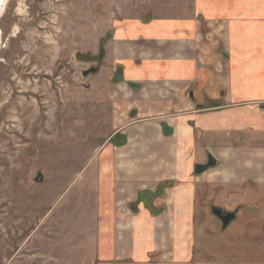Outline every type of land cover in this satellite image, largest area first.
Returning <instances> with one entry per match:
<instances>
[{
    "label": "rangeland",
    "instance_id": "374dc122",
    "mask_svg": "<svg viewBox=\"0 0 264 264\" xmlns=\"http://www.w3.org/2000/svg\"><path fill=\"white\" fill-rule=\"evenodd\" d=\"M179 2L7 0L0 16V264H104V258L110 256L120 257L115 260L120 264H133L134 260L138 264H175L177 249L172 261V251L167 248L171 249L172 243L177 248L173 240L179 232L177 223L172 221L170 235L160 239L157 234L161 244L155 250L143 249L153 242L151 227L144 229L147 233L139 228L133 255L126 250L129 238H134L127 223L108 230L101 227L104 218L99 201L106 191L99 194L98 168L104 148L114 145L110 136L120 128L123 146L135 152L152 141L155 128L152 120L146 119L151 110L144 103L138 108L142 109L138 120L131 117L135 111L128 114L140 102L139 92L128 84L116 92V86L110 85L113 67L107 61L99 66L97 60L87 57H95L105 46L110 48L107 41L124 20L143 19L148 10L152 19L177 15ZM94 67L99 68L98 73ZM209 137L204 135L198 149L196 161L201 164L208 163L204 151L211 146ZM154 140L156 146L169 149L171 142ZM227 156L229 167L235 155ZM120 157L117 155V160ZM131 157L140 166L161 162V156L152 157L144 149ZM207 170L197 177L202 191L207 190L204 185L212 184L217 192V188L223 189L217 197L223 203L258 201L256 188L243 186L241 192L226 195L227 189L244 183H217L213 180L219 178V172L205 178ZM39 172L43 182L35 181ZM129 198L132 195L125 196L123 202ZM120 206L119 210L126 212L124 203ZM131 206L139 205L134 201ZM206 210L208 220L196 218L201 231H190L192 235L187 236L190 258L194 252L196 264H243L236 249L247 246L245 234L253 214L242 212L221 235L223 249H215L206 232L212 218ZM183 231L180 229V235ZM106 242L109 245L104 247ZM189 259L185 260L188 264Z\"/></svg>",
    "mask_w": 264,
    "mask_h": 264
},
{
    "label": "crops",
    "instance_id": "0c3cea01",
    "mask_svg": "<svg viewBox=\"0 0 264 264\" xmlns=\"http://www.w3.org/2000/svg\"><path fill=\"white\" fill-rule=\"evenodd\" d=\"M178 9L177 15L124 20L115 27L114 37L109 41L105 58L108 66H124L125 81L116 85V92L124 89L128 82L139 84L137 99L140 102L134 107L136 117H131L136 120L142 117V109L138 108L144 103L151 110L147 113L150 118L146 119L152 120L155 131L151 134L152 141L147 146H139L135 152L125 148V144L104 148L106 151L104 157L101 155L98 168L101 172L98 174L99 194L106 191L100 194L99 201L100 214L104 218L101 227L108 230L127 223L125 226L131 229L129 233L130 236L134 234V238H129L126 250L133 255L139 228L144 232L151 227L153 242L143 249L155 250L161 244L157 243V234L160 239L170 235L173 221L179 232L173 237L177 248L173 243L171 249L167 248L172 251L169 256L173 261L177 249V261L188 264L185 262L190 258L187 236L201 231L196 218L208 220L203 202L217 201L219 192L223 191L220 187L217 192L212 184H207L204 193L203 186L197 185V177H202L195 171L196 165L202 163L196 161L198 149L204 135L210 134L211 146L206 147L204 153L207 160L211 155L217 164L207 170L204 177L211 178V174L216 176L219 172V178L213 180L217 183H244L227 189L226 195H233L227 194L229 191L235 194L245 188H254L245 186V182L256 185L258 201L218 202L226 207L242 202L254 205L252 211L243 208L238 213V217L244 212L257 218L248 219L247 246L236 250L243 264H264V0H180ZM191 84L195 85V97L200 103L206 98L222 99L224 105L220 109H203L202 104L193 102L185 93ZM162 122L173 129L172 135L164 134ZM154 139L161 143L171 142L169 149L156 146ZM143 149L152 157L161 156V160L157 159L161 162L156 166L149 162L144 166L134 164L131 156H139ZM230 154L235 156L228 167L226 158ZM117 155L121 160H117ZM165 180H171L173 187L167 189L165 198L154 202V206L167 203L165 214L161 212L156 217L143 203L133 213L130 204L137 200L138 192L153 190ZM131 195L132 199L123 202L125 196ZM122 203L126 212L119 210ZM143 218L147 219L145 224ZM231 224L224 227L223 223L211 218L206 232L211 235L215 249H223L220 237L227 233ZM180 229L185 230L183 235ZM108 245L106 242L104 247ZM225 248L228 251V247ZM193 255L190 264L198 261L194 252ZM257 256L260 257L257 259ZM119 258H104V264H120ZM177 261L173 262L178 264ZM133 262L138 264L136 260Z\"/></svg>",
    "mask_w": 264,
    "mask_h": 264
},
{
    "label": "flooded vegetation",
    "instance_id": "af4514ba",
    "mask_svg": "<svg viewBox=\"0 0 264 264\" xmlns=\"http://www.w3.org/2000/svg\"><path fill=\"white\" fill-rule=\"evenodd\" d=\"M148 13V14H147ZM147 13L145 14V18L146 19H149V20H152V18L150 17L151 15H150V13H151V11L150 10H148L147 11ZM147 15H150V16H147ZM150 17V18H149ZM114 34H115V31L113 32V34H111L110 35V38L108 39V41H107V43L110 41V40H112V38L114 37ZM106 54H107V48H106V46L105 47H103L102 49H101V51H100V53L99 54H97L95 57L94 56H89V57H87V58H89V59H91L90 57H92V58H94V60H97V62H98V65L100 66V64L101 65H103V64H105L106 63ZM86 54H84V56H85ZM89 55V54H88ZM95 69H94V71H96L97 73L99 72V68L97 67H94ZM124 66L122 67L121 66V64H118L117 66H113V68L111 69V75H110V80H111V83H110V85L112 86H116V85H118V84H120V83H122V82H124L125 81V79H124ZM129 83H133L134 84V82H128L127 84L129 85ZM193 86V87H192ZM194 84H191L190 86H189V88H188V90H186L185 91V93L187 94V96H189V98L193 101V102H195V103H197V104H199L200 106H201V104L202 103H200L199 102V100L198 99H196V97H195V92H194ZM130 87V86H129ZM140 89V88H139ZM138 89V90H139ZM136 91V90H135ZM206 102H210V103H212L209 99H207L206 101H203V104L204 103H206ZM213 103H215V102H213ZM202 104V105H203ZM133 109V108H132ZM129 111H131V112H129ZM128 111V114L129 115H131V113L132 112H134V111H136V110H129ZM136 117V116H135ZM162 127H163V132H164V134H165V132L167 133V132H170V134H168V135H172L173 134V129L172 128H170L165 122H162ZM113 135H111L110 136V138L112 139V142H114V145H120V146H122V145H124L125 144V142L124 141H121V138H122V134H121V131L119 130V131H115V132H113L112 133ZM166 181V180H165ZM161 182H163V181H161ZM160 182V183H161ZM169 184H170V182H169ZM159 185V184H158ZM157 185V186H158ZM249 185H251V186H253L254 188L256 187V185L255 184H252V183H250L249 181L248 182H245V186H249ZM157 186H156V188L155 189H153V190H143V191H139V192H143V195H142V197H143V199L144 200H147L149 203H150V201L152 202V205H154V202H155V200L156 199H158V198H165L166 197V191H167V189H169L170 188V186H168V187H166V188H164L162 191L161 190H159V191H157ZM139 192H138V195H139ZM154 193H156V194H161V195H159V196H156V197H154L153 198V194ZM150 194V195H149ZM227 194H234V192L233 191H229ZM137 195V199H138V196ZM142 203V202H141ZM203 206L205 207V208H207V211L210 213V215L213 217V218H215L216 220H218L219 221V223L220 224H222L223 223V221H222V219L220 218V215H219V213H217V211H220L221 210V212H220V214L221 213H224V211H226V212H235L236 213V216L238 217V213H240V211L243 209V208H245V209H248V208H250V210L252 211V206H254V205H250V204H248V203H246V202H242V203H237V204H235L234 206H232V207H226V205L225 204H219V202H218V200L216 201H214V200H212L211 202H203ZM157 208H162L163 209V212H166L167 211V207H166V205H164V204H160V205H158V206H156ZM254 208V207H253ZM255 208H257V207H255ZM215 210H217V211H215ZM206 216V215H205ZM237 217H236V219H237ZM220 228V227H219ZM219 228L217 229V230H219Z\"/></svg>",
    "mask_w": 264,
    "mask_h": 264
},
{
    "label": "trees",
    "instance_id": "16d2710c",
    "mask_svg": "<svg viewBox=\"0 0 264 264\" xmlns=\"http://www.w3.org/2000/svg\"><path fill=\"white\" fill-rule=\"evenodd\" d=\"M129 86L133 90H138L140 88V85L139 84L129 83ZM207 99L208 98H206V100ZM210 101L212 103L215 102L214 105H212V103H210V102H206V103L203 104V108L220 107V106H223L224 105V100H222V99L221 100H219V99H217V100H210ZM165 134L168 135V134H170V132H167V133L165 132ZM169 182H170V184H169ZM172 185H173V182L171 180L163 181V182L159 183V185L157 186V191H159V190L162 191L164 188H166L168 186L171 187ZM142 195H143V192H139V195H138L139 197L137 199L136 204H140L141 202L144 203L145 207L147 209H149L153 215H157V214L163 212V209L162 208L160 209V208H157L156 206L152 205V202L151 201L149 203L147 200H144L143 197H142ZM159 195H161V194L154 193L152 196L154 198V197L159 196Z\"/></svg>",
    "mask_w": 264,
    "mask_h": 264
},
{
    "label": "water",
    "instance_id": "95a60500",
    "mask_svg": "<svg viewBox=\"0 0 264 264\" xmlns=\"http://www.w3.org/2000/svg\"><path fill=\"white\" fill-rule=\"evenodd\" d=\"M216 164H217V161L211 155H209L208 163L207 164H197L196 167H195V171H196L197 174H201L205 170H207L210 167L215 166ZM35 181L36 182H43V176H42L41 172L38 173V175L35 178ZM132 209H134L135 211L137 210L136 207H132ZM215 211H217V210H215ZM220 212H221V210L217 211V213H219L220 218L223 221V226L224 227H227L236 218V213L235 212H226V211H224V213H221V214H220Z\"/></svg>",
    "mask_w": 264,
    "mask_h": 264
},
{
    "label": "bare ground",
    "instance_id": "6f19581e",
    "mask_svg": "<svg viewBox=\"0 0 264 264\" xmlns=\"http://www.w3.org/2000/svg\"><path fill=\"white\" fill-rule=\"evenodd\" d=\"M6 3H7V0H0V16H1V14H2V12H3V9H4V7H5V5H6ZM6 8V7H5ZM3 15V14H2ZM17 32V31H16ZM1 47V46H0ZM2 48V47H1Z\"/></svg>",
    "mask_w": 264,
    "mask_h": 264
}]
</instances>
